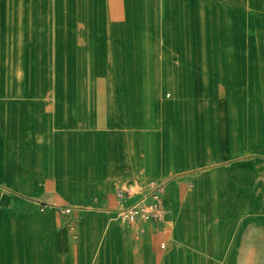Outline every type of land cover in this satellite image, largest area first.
I'll return each mask as SVG.
<instances>
[{
    "label": "crops",
    "instance_id": "0c3cea01",
    "mask_svg": "<svg viewBox=\"0 0 264 264\" xmlns=\"http://www.w3.org/2000/svg\"><path fill=\"white\" fill-rule=\"evenodd\" d=\"M24 66L160 68L159 119L0 92V264H263L264 0H0V80ZM158 185L163 221L130 215Z\"/></svg>",
    "mask_w": 264,
    "mask_h": 264
},
{
    "label": "rangeland",
    "instance_id": "374dc122",
    "mask_svg": "<svg viewBox=\"0 0 264 264\" xmlns=\"http://www.w3.org/2000/svg\"><path fill=\"white\" fill-rule=\"evenodd\" d=\"M25 63H28L25 61ZM40 63H43L40 61ZM12 71V72H11ZM114 72V75H120L122 79H132L136 82L124 83H96L100 77L108 79L109 72ZM7 76H19L18 80L8 78V82L0 80V92L3 94H11L14 92H23L26 94L39 93L41 119L46 120L50 115L55 119V126L58 129L60 122L63 119L62 110L56 107L55 112H50L42 107H47L46 95L49 92L59 93H74L85 91L98 92L103 97H113L111 103L120 104V113L125 109L130 112L131 116L136 120L137 125L144 124L146 118H151V124L154 127L155 122L159 119V102L162 86L155 82L161 74L160 68L145 67V68H117V69H96V68H60V67H28L24 66L19 69H7ZM21 77V78H20ZM89 81L88 83L86 81ZM143 82H139V81ZM82 81V82H80ZM170 85L163 84L166 92L169 91ZM110 95V96H109ZM168 96V95H167ZM59 97V96H58ZM62 100L56 101L61 103ZM104 103V101H102ZM95 126L92 128L94 129ZM89 133H95L91 131ZM58 134V132H57ZM264 264V261H263Z\"/></svg>",
    "mask_w": 264,
    "mask_h": 264
},
{
    "label": "built area",
    "instance_id": "2783aa9c",
    "mask_svg": "<svg viewBox=\"0 0 264 264\" xmlns=\"http://www.w3.org/2000/svg\"><path fill=\"white\" fill-rule=\"evenodd\" d=\"M162 192L161 186H154L151 194L152 202L143 204L142 206H135L129 214L132 216H139L143 221H148L150 219L163 221L165 210L162 202ZM67 211L69 212L70 210ZM165 246V244H162L161 247L164 249Z\"/></svg>",
    "mask_w": 264,
    "mask_h": 264
}]
</instances>
